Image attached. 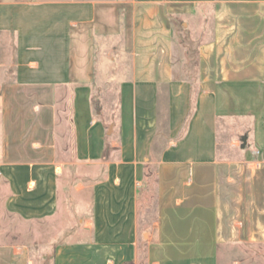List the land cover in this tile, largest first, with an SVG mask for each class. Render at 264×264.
Wrapping results in <instances>:
<instances>
[{
    "label": "crops",
    "instance_id": "obj_1",
    "mask_svg": "<svg viewBox=\"0 0 264 264\" xmlns=\"http://www.w3.org/2000/svg\"><path fill=\"white\" fill-rule=\"evenodd\" d=\"M0 199L42 264H264V0H0Z\"/></svg>",
    "mask_w": 264,
    "mask_h": 264
},
{
    "label": "rangeland",
    "instance_id": "obj_2",
    "mask_svg": "<svg viewBox=\"0 0 264 264\" xmlns=\"http://www.w3.org/2000/svg\"><path fill=\"white\" fill-rule=\"evenodd\" d=\"M104 43L107 46L105 50L106 56L104 57L101 46H99L98 50L100 51V58L104 57L106 60V68L97 75L98 78L94 98L101 103L104 111H108V108L116 102V87L112 82V78L113 73L116 74V70L119 69V65L113 60V58L120 55L122 45L118 38H106ZM119 58H123V56ZM126 60H129L127 56ZM66 129L68 143L69 128L66 127ZM47 227L48 224H45L44 222H27L14 214H10L4 210L0 199V241L19 242L27 245L31 251V256L37 264H42L43 254L52 253L53 248L48 247L46 243L48 242V238L51 237L49 235H53L54 232L47 230ZM140 249V259L138 264H153V258L149 252L144 253L143 248L141 247Z\"/></svg>",
    "mask_w": 264,
    "mask_h": 264
},
{
    "label": "water",
    "instance_id": "obj_3",
    "mask_svg": "<svg viewBox=\"0 0 264 264\" xmlns=\"http://www.w3.org/2000/svg\"><path fill=\"white\" fill-rule=\"evenodd\" d=\"M243 147H245V142L243 143V145H242Z\"/></svg>",
    "mask_w": 264,
    "mask_h": 264
}]
</instances>
